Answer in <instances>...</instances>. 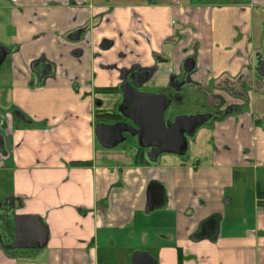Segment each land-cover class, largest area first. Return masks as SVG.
Listing matches in <instances>:
<instances>
[{"label": "crops", "instance_id": "obj_1", "mask_svg": "<svg viewBox=\"0 0 264 264\" xmlns=\"http://www.w3.org/2000/svg\"><path fill=\"white\" fill-rule=\"evenodd\" d=\"M0 45V264H264V0H0ZM189 57L186 111L237 110L157 163L102 147L124 71Z\"/></svg>", "mask_w": 264, "mask_h": 264}, {"label": "water", "instance_id": "obj_2", "mask_svg": "<svg viewBox=\"0 0 264 264\" xmlns=\"http://www.w3.org/2000/svg\"><path fill=\"white\" fill-rule=\"evenodd\" d=\"M11 53V48L0 45V67ZM195 66V59L189 57L183 63V72L189 76L195 70ZM256 70L264 75V61H257ZM152 74L153 69L139 66L124 71L122 79H125V82L120 86L122 100L119 111L130 123L118 122L111 125L101 123L96 129V135L102 147L112 149L127 141L124 132H128L140 148L147 149L145 155L149 162L157 163L164 152L185 153L188 149V138L194 136V133L190 132L195 131L200 125H206L207 116L192 114L177 115L173 120L172 116L166 118L167 112L172 113L170 109L172 100L167 92L162 90L159 93H149L141 90ZM129 76L131 79L127 80ZM230 112L226 111L225 116ZM16 115L21 117L18 113ZM2 147L3 142L0 138V150Z\"/></svg>", "mask_w": 264, "mask_h": 264}, {"label": "flooded vegetation", "instance_id": "obj_3", "mask_svg": "<svg viewBox=\"0 0 264 264\" xmlns=\"http://www.w3.org/2000/svg\"><path fill=\"white\" fill-rule=\"evenodd\" d=\"M263 52H264V50H263ZM258 60L264 61L263 53H261L258 56ZM135 66H137V65H134L133 67H135ZM128 78H131V76L127 77V79ZM187 81H189V76L186 75L184 72H182V74L179 76V79L177 80L176 76H175L174 80L171 83L172 86H169L167 89H165V91L167 92V95L172 100V103L170 105V109H171L172 113L167 112L166 118H168V116H170V117L172 116L171 120H173V118L177 115H190V114H192V112L188 113V111L184 110L185 109V106H184V99H185L184 84ZM225 87L228 89L227 92L231 96H232V93L237 92L236 89H234L233 85L230 83H225ZM212 98H213V103L211 104V106L209 108L202 109L200 111H195V113H204L207 116V118H206L207 123L213 122L219 118L224 117L225 116L224 113L226 111H231L229 113V114H231L232 112H234V110H237V106L234 103L227 104L224 97L220 94H214ZM119 108H120V105H118L114 111L106 112L109 114H113L111 116L108 115V117H110L111 119L110 118H106V119H108V121L113 122V123H118V122H126L127 123L129 120L123 116V114L119 111ZM200 127H201V125L198 126L195 131H191L190 133H195ZM124 135L127 137V139H129V138L132 139L128 132H124ZM126 142H124V143H126ZM124 143H122V144H124Z\"/></svg>", "mask_w": 264, "mask_h": 264}, {"label": "rangeland", "instance_id": "obj_4", "mask_svg": "<svg viewBox=\"0 0 264 264\" xmlns=\"http://www.w3.org/2000/svg\"><path fill=\"white\" fill-rule=\"evenodd\" d=\"M185 1H188V0H185ZM194 2H197V3H200V4H202V3H204V2H209V1H213V0H193ZM238 1H240V0H238ZM242 1H244V0H242ZM246 1H249V0H246ZM262 53V52H261ZM6 66H8V59L1 65V67H0V70H3L4 68H6ZM150 90V89H149ZM108 103V104H107ZM107 104V105H106ZM106 104H105V106H104V110L106 109V110H114L113 109V107H111L110 109H109V107L108 106H110L109 105V102H106ZM107 107V108H106ZM116 109V108H115ZM187 109H185V111H186ZM125 145H128V146H135L136 144H135V142H134V140L133 139H127V142L126 143H124ZM121 147V145L119 146V147H117V148H120ZM102 150V149H101ZM5 187H7L6 185H5ZM1 199V198H0ZM1 201V200H0ZM2 204V202H0V205Z\"/></svg>", "mask_w": 264, "mask_h": 264}, {"label": "trees", "instance_id": "obj_5", "mask_svg": "<svg viewBox=\"0 0 264 264\" xmlns=\"http://www.w3.org/2000/svg\"><path fill=\"white\" fill-rule=\"evenodd\" d=\"M108 115H113V114H109V113H98L97 114V118L98 119H106V118H110V117H108ZM111 119V118H110ZM76 163H78V162H76ZM78 164H82V163H78ZM179 264H182V254H181V252H180V254H179Z\"/></svg>", "mask_w": 264, "mask_h": 264}, {"label": "built area", "instance_id": "obj_6", "mask_svg": "<svg viewBox=\"0 0 264 264\" xmlns=\"http://www.w3.org/2000/svg\"><path fill=\"white\" fill-rule=\"evenodd\" d=\"M261 201H263V202H264V196L261 198Z\"/></svg>", "mask_w": 264, "mask_h": 264}]
</instances>
